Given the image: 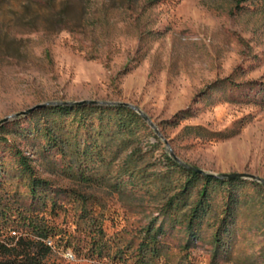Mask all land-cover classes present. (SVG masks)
<instances>
[{
    "label": "rangeland",
    "instance_id": "1",
    "mask_svg": "<svg viewBox=\"0 0 264 264\" xmlns=\"http://www.w3.org/2000/svg\"><path fill=\"white\" fill-rule=\"evenodd\" d=\"M235 2L0 0V121L50 102L130 103L153 120L185 163L215 175L239 172L264 179V103L222 92L193 102L220 79L264 84V12L249 5L238 13ZM190 108V118L173 123L174 115ZM50 122L29 114L2 125L0 156L8 173L2 179L0 212L11 218L5 237L18 241L30 234L21 225L28 191L13 175L17 165L10 154L18 149L55 190L75 195L61 194L62 208L37 214L59 232L57 248L43 264H135L146 228L177 192V176L173 185L150 182L168 171L167 146L160 137L159 146L142 128L141 142L129 151L115 148L106 163L82 164L83 174L76 163L69 173L61 155L44 152L45 139L31 134ZM190 127L208 133L198 135L186 130ZM221 133L228 137L216 136ZM127 166L145 176L135 180L134 188L122 176ZM243 194L247 199L239 208L232 258L219 264H264V199L251 187ZM216 196L202 238L186 249V230L178 225L162 238L163 254L152 264H212L214 233L225 206V195ZM102 241L109 249L92 253L94 242ZM69 252L74 255L70 260Z\"/></svg>",
    "mask_w": 264,
    "mask_h": 264
},
{
    "label": "trees",
    "instance_id": "2",
    "mask_svg": "<svg viewBox=\"0 0 264 264\" xmlns=\"http://www.w3.org/2000/svg\"><path fill=\"white\" fill-rule=\"evenodd\" d=\"M249 5H253L264 12V0H236L234 9L240 13L245 11ZM220 92L230 94L231 97L238 93L240 97L243 96L242 99L247 101L264 103V84L257 81L237 82L232 77L220 79L207 85L201 93L195 96L193 102L204 101L220 94ZM230 100L235 99L231 98ZM32 114L51 119L50 123L52 124L50 126L45 125L31 134H36L45 139L44 152L51 153L54 151L55 154L61 155L63 164H65L63 169L69 173L74 171L73 167L76 163L79 168L82 164L88 167L89 163L92 162L106 163L107 154L110 152L112 154L115 148L121 151H129L135 146V143L141 142L139 131L142 128L151 131V135L159 142V146L161 143L160 138L154 135L148 122L128 106L50 105L36 109L30 115ZM69 116L72 117L70 121H63L64 118ZM191 116V108L182 110L174 115L173 123H181ZM4 130L5 127L1 126L0 135L4 133ZM186 130H194L198 135L203 136L204 132H207L201 127H190ZM216 136L228 137L223 133ZM10 154L17 165L13 174L14 177L23 180L27 187L30 203L26 210L27 214L22 218L21 225H24L30 234L22 236L18 241H15V237H5L6 232L4 230L7 231L11 218L0 212V264H43L42 259L51 255L54 249L57 248L54 239L59 235V232L43 219H39L37 214L47 211L48 208L51 209L52 213L62 208L61 200H59L61 194H65L66 197L75 195L73 193L67 195L66 191L55 190L48 181L39 177L31 164V159L23 154L21 150H10ZM133 154H135V151L131 153V158ZM163 160L164 165L168 167V171L160 174L150 182L157 183L159 181L163 184L173 185V180L177 176L179 181L177 192L169 196L161 209L159 218L149 223L146 228V236L139 243L140 257L137 258L135 264H152L153 260L159 259L163 254V246L160 241L162 238L167 237L173 229L176 230L178 225L186 230L188 239L186 249L194 245L197 240H200L203 224L212 212L213 202L219 193L225 195V206L222 218L218 222L214 233L215 250L212 256V264L231 260L239 208L245 198L247 199V195L243 194V189L246 187L256 189L264 199L263 185L258 181L239 178L222 180L211 175L205 176L189 171L175 162L169 153H164ZM127 167L122 176L127 175L129 177V183L133 184L131 185L132 188L137 185L135 180L140 178L142 181L145 180V176L138 175L136 169L131 166ZM82 169H80L81 174L84 172ZM7 173L8 171L4 168L3 159L0 156V189L5 187L2 179ZM121 180L123 181L122 177L118 179V184H115L117 191L121 190ZM187 208H189V211L184 213L183 211ZM84 211H86V208L83 209ZM84 218L87 220L90 216L84 212ZM160 219H162V222L158 224ZM2 220L3 222H1ZM98 230L103 233L101 227ZM15 235L17 236V232H15ZM62 240H64L63 237ZM48 241L53 242L52 247L47 244ZM94 243L92 253L99 251L102 254L104 250L109 249V245L104 241L100 244ZM66 246H71V240L66 241ZM36 253L40 256L38 260L32 257ZM19 258L25 260L19 262ZM179 264L183 263L179 262Z\"/></svg>",
    "mask_w": 264,
    "mask_h": 264
},
{
    "label": "water",
    "instance_id": "3",
    "mask_svg": "<svg viewBox=\"0 0 264 264\" xmlns=\"http://www.w3.org/2000/svg\"><path fill=\"white\" fill-rule=\"evenodd\" d=\"M81 104H90V105H103V106H112V105H122V106H128L131 109H133L135 112H137L142 119H144L146 122H148V124L151 126V128L155 131L156 135H158V137H160L165 145L167 146L169 153H170V157L177 162L180 166L186 168L189 171H194L197 172L199 174L202 175H211L214 176L216 178L219 179H246V180H251V181H258L259 183H261L264 187V179L257 176V175H251V174H247V173H237V174H223V175H215V174H211V173H206L205 171L199 169L198 167L194 166V165H189L187 163H185L175 152L174 150H172L169 141L164 137V135L161 134L160 130H158L157 125L153 122V120L150 119V117L144 112L142 111L138 106L130 104V103H122V102H116V101H112V102H107V101H92V100H83L81 102H50V103H46V104H41V105H37L34 106V108L29 109L27 111H23V112H19L18 114H14V115H10L6 118H4L2 121H0V126L4 125V123L12 120V119H18L21 116H26L29 115L31 113L34 112V110L42 108L44 106H50V105H81Z\"/></svg>",
    "mask_w": 264,
    "mask_h": 264
},
{
    "label": "built area",
    "instance_id": "4",
    "mask_svg": "<svg viewBox=\"0 0 264 264\" xmlns=\"http://www.w3.org/2000/svg\"><path fill=\"white\" fill-rule=\"evenodd\" d=\"M47 244L49 246H51V247L53 246V242H51V241H48ZM66 258L69 259V260L71 259V252H69V253L66 254Z\"/></svg>",
    "mask_w": 264,
    "mask_h": 264
},
{
    "label": "bare ground",
    "instance_id": "5",
    "mask_svg": "<svg viewBox=\"0 0 264 264\" xmlns=\"http://www.w3.org/2000/svg\"><path fill=\"white\" fill-rule=\"evenodd\" d=\"M71 258H74V255L72 253H71ZM117 264H122V263L118 262Z\"/></svg>",
    "mask_w": 264,
    "mask_h": 264
}]
</instances>
